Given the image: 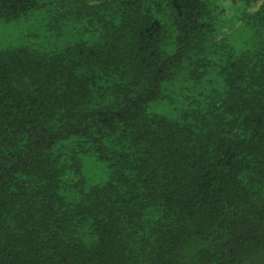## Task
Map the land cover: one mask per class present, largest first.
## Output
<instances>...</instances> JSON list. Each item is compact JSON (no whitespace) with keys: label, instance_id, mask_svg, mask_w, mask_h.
<instances>
[{"label":"trees","instance_id":"16d2710c","mask_svg":"<svg viewBox=\"0 0 264 264\" xmlns=\"http://www.w3.org/2000/svg\"><path fill=\"white\" fill-rule=\"evenodd\" d=\"M54 1L0 0V264H264V0Z\"/></svg>","mask_w":264,"mask_h":264},{"label":"rangeland","instance_id":"374dc122","mask_svg":"<svg viewBox=\"0 0 264 264\" xmlns=\"http://www.w3.org/2000/svg\"><path fill=\"white\" fill-rule=\"evenodd\" d=\"M54 3H55V5H53V3H52L51 6H49V8H48L49 11L51 12V14H55V13L57 12L56 5H57V4H61L62 2H60V0H55ZM257 6H258V5H257ZM257 6H256V7H257ZM59 11L61 12V14H63V12L65 11L64 7H61V6H60ZM3 31H4V30H3ZM0 38H1V40H4V39H5V38L2 37V34H0ZM87 172L92 173V171H90V170H88Z\"/></svg>","mask_w":264,"mask_h":264}]
</instances>
